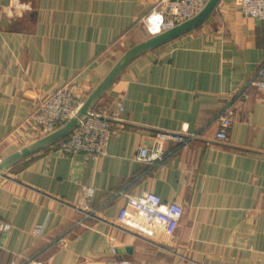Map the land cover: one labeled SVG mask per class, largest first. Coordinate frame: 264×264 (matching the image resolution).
I'll return each mask as SVG.
<instances>
[{
	"label": "crops",
	"instance_id": "1",
	"mask_svg": "<svg viewBox=\"0 0 264 264\" xmlns=\"http://www.w3.org/2000/svg\"><path fill=\"white\" fill-rule=\"evenodd\" d=\"M0 0V158L29 143L37 103L75 77L84 98L117 59L150 37L143 18L163 0ZM264 60V19L222 0L190 32L136 59L99 102L122 99L108 152L52 145L0 175V264H264V95L237 102L226 141L216 117ZM201 132L157 166L139 161L157 130ZM31 142V141H30ZM93 186L95 218L74 204ZM40 228L42 233L36 234ZM66 238V245L59 239Z\"/></svg>",
	"mask_w": 264,
	"mask_h": 264
},
{
	"label": "built area",
	"instance_id": "2",
	"mask_svg": "<svg viewBox=\"0 0 264 264\" xmlns=\"http://www.w3.org/2000/svg\"><path fill=\"white\" fill-rule=\"evenodd\" d=\"M208 0H163L153 11L146 15L143 20L151 35L170 29L177 24L196 15ZM240 12L246 17L264 19V0H236ZM12 15L26 13L32 10L30 3L22 0H13L7 7ZM256 88L264 95V60L261 61L255 73L229 97L216 120L219 122V130L215 139L226 141L229 131L233 126L237 115L236 104L250 97V89ZM85 93H83V82L75 77L62 87L53 92L48 98L37 103V107L29 117L30 133L35 136H43L64 124L70 119L81 106ZM125 105L122 99L114 104L111 110L96 106L91 114L81 120L79 125L56 144L64 153L75 155L85 153L86 155L99 158L106 155L112 135L117 131L115 120L121 119ZM201 132H190L187 129L181 131L157 130L151 145L140 149L137 159L157 166L168 156L165 144L173 142L176 149L197 139ZM96 189L93 186L83 188L82 197L74 204L75 208L83 213V218L77 225H84L90 218H95L97 208L93 204ZM12 223L0 221V231H10ZM42 230L36 229L40 235ZM59 244L66 245V238L59 239ZM111 257L107 264H133L132 260L119 256L118 246L112 239ZM12 264H42L40 260L28 259L21 262L15 258Z\"/></svg>",
	"mask_w": 264,
	"mask_h": 264
},
{
	"label": "water",
	"instance_id": "3",
	"mask_svg": "<svg viewBox=\"0 0 264 264\" xmlns=\"http://www.w3.org/2000/svg\"><path fill=\"white\" fill-rule=\"evenodd\" d=\"M222 0H208L204 7L193 17L176 26L151 35L147 39L127 49L115 62L108 73L83 100L77 112L56 130L43 135L0 158V175L8 168L66 138L79 125L81 120L91 114L113 83L128 65L140 55L153 50L177 37H180L204 23L217 9Z\"/></svg>",
	"mask_w": 264,
	"mask_h": 264
},
{
	"label": "rangeland",
	"instance_id": "4",
	"mask_svg": "<svg viewBox=\"0 0 264 264\" xmlns=\"http://www.w3.org/2000/svg\"><path fill=\"white\" fill-rule=\"evenodd\" d=\"M143 22H144V20H143ZM144 25H145V23H144ZM145 27L147 28V26L145 25ZM148 30V29H147ZM149 32V31H148ZM149 35L151 36V34L149 33ZM99 104V103H98ZM97 106H99V105H97ZM40 137H42V136H35V135H32L31 136V138H29L28 140V142H30V141H33V140H35V139H37V138H40ZM58 144V143H57ZM56 145V144H55Z\"/></svg>",
	"mask_w": 264,
	"mask_h": 264
}]
</instances>
